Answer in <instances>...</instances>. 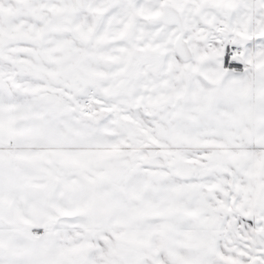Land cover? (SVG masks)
Segmentation results:
<instances>
[{"label":"snow or ice","instance_id":"obj_1","mask_svg":"<svg viewBox=\"0 0 264 264\" xmlns=\"http://www.w3.org/2000/svg\"><path fill=\"white\" fill-rule=\"evenodd\" d=\"M0 264H264V0H0Z\"/></svg>","mask_w":264,"mask_h":264}]
</instances>
